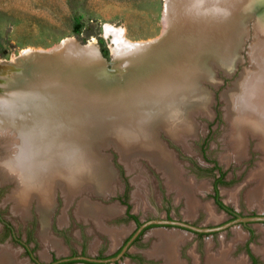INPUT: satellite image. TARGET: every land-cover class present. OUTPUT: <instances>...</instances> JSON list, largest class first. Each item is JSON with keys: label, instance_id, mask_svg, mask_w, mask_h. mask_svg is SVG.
Returning a JSON list of instances; mask_svg holds the SVG:
<instances>
[{"label": "rangeland", "instance_id": "obj_1", "mask_svg": "<svg viewBox=\"0 0 264 264\" xmlns=\"http://www.w3.org/2000/svg\"><path fill=\"white\" fill-rule=\"evenodd\" d=\"M195 1L197 2L0 0V57L5 59H10L13 54L20 55L24 49L47 48L63 38L72 37L83 43L95 40L99 49L103 41L109 50V56L102 57L109 61L113 55L108 38L104 36V25L107 22L125 27L129 38L133 40H149L162 34L167 35L165 33L167 28L176 31L174 39H177L178 45L175 51L179 50L178 53H182L193 48V53H196L193 56L200 60V74L206 75L205 69L208 67L213 73V80L205 76L200 78L209 91V109L204 110V113L197 110L190 115L194 130L185 145L163 129L158 128L157 133L160 141L166 144L165 148L171 155L170 158L177 161L186 178L195 182V196L203 203H213L219 214L218 218L209 220L207 212L200 207L192 215L186 216V199L177 198L176 192L167 188L166 178L152 163L151 156L140 154L138 150L133 155L130 152L126 160L122 156L121 147L111 142L110 138L107 145L98 147L111 170L110 184L104 189L96 188L93 184L81 188L74 193L71 201H66V195L61 189L55 190L52 210L46 222L43 221L39 210L38 199L34 196L27 199L26 205L16 202L14 196L16 182L8 178L10 175L14 178L19 177L18 172L7 169V166L0 168V247L10 245L17 250L19 258L26 260L28 264H52L64 258L77 256L110 259L122 251L138 232L141 224L150 220H177L199 227H217L235 220L237 218L235 212L244 217L264 215V196L260 203H250L247 198L249 188L254 185L248 180L264 158L261 140L248 135L240 154H237V143H233L236 134L230 127L229 100L226 97H229V92L242 89L241 82L247 80V77L261 71V64L254 61V53L260 56L261 50L264 49V45L262 46L264 32L260 31V28L264 30V0H248L249 2L235 13V19L242 17L243 29L235 46L234 66L231 70L219 62L212 53L202 54L204 53L202 49L194 51L195 46L197 48L201 45L198 43L206 41L203 38L205 35L202 36L201 33L216 31L208 26L212 23L206 25L208 23L206 17L215 18L211 16L214 7L215 9L223 7L224 12L230 0ZM167 5L169 8H166ZM202 10L203 12H200ZM242 10L246 11L244 15ZM202 17L206 19L203 20ZM201 18L204 23L199 24ZM169 38L170 36L167 39ZM33 56L27 54L25 58L31 60ZM107 61L106 72L112 74L114 63L112 62L111 66ZM83 76L86 75H78L70 81L71 91L82 89L83 83L79 78ZM125 83L126 81H122L118 85L125 87ZM225 92H228V95L225 96ZM9 105L3 106L6 111L1 109V112L8 116L13 115ZM1 122L0 119V124ZM7 140V137H0V158L10 152ZM23 178L20 175L18 181L21 183ZM197 184L203 187L202 191H198L200 187L197 188ZM138 191L145 198L147 208H144V203L136 202L135 194ZM227 192L238 195L236 202L227 200ZM216 196L225 207L217 203ZM81 202L103 207L116 204L119 210L105 218V224L98 227L92 218H87L79 211ZM15 205L21 210L25 208L26 212L18 211ZM123 226L126 227L123 231L125 233L117 243H113L108 231L117 232V229H122ZM259 228H264V221L234 223L214 232H195L179 226L150 224L137 233L124 254L115 261L102 263L72 259L58 264H164L163 259L150 253L157 239L153 233L175 229L189 233V238L179 247L180 256L186 264H194L195 257L200 263L205 264L207 256L211 252H220L223 244L230 248L233 239L241 231L242 239L230 248L232 257L238 259L237 261L242 259V264H264V260L256 251L262 244V233ZM51 239L62 244L60 251L51 246Z\"/></svg>", "mask_w": 264, "mask_h": 264}, {"label": "bare ground", "instance_id": "obj_2", "mask_svg": "<svg viewBox=\"0 0 264 264\" xmlns=\"http://www.w3.org/2000/svg\"><path fill=\"white\" fill-rule=\"evenodd\" d=\"M247 2L230 0L224 12L223 7H214L211 16L215 18L206 17V25L212 23L208 26L216 31L201 33L206 41L198 43L201 45L195 46L194 51L202 49V54L212 53L231 70L235 46L243 29L242 17L235 19V13ZM245 12L242 10L243 15ZM202 18L199 24L204 23ZM165 33L167 35L154 39L133 40L125 27L107 22L104 36L108 38L114 58L112 74L106 72L107 60L102 57L95 40L83 43L66 37L47 48L24 49L20 55L13 54L10 59L0 57V137H7L10 149L5 158H0V168L7 166V169L17 171V176L24 177L22 186L19 177L10 175L8 178L16 182V202L26 205L27 199L34 196L46 222L52 210L55 190L61 189L66 201H71L74 193L88 185L104 189L112 181V175L95 144L97 141L104 142L110 136L121 147L126 160L130 152L133 155L139 150L138 153L151 156L152 163L160 172L165 169L167 188L176 192L177 198L184 197L187 201L186 216L201 207L207 212L209 220L218 218L213 203H203L195 196L194 181L186 178L180 166L174 164L166 144L160 141L157 133L158 128L163 129L185 145L194 130L190 115L197 110L204 113L209 109V91L200 78H214L209 67L205 69L206 75L200 74V60L193 56L196 54L193 48L182 53L175 51L178 45L177 39H174L176 31L167 28ZM27 54L34 56L29 60L25 58ZM254 58L261 64V71L242 81V89L229 92V97L225 92L229 100L230 127L236 134L235 139L234 135L232 138L233 143H237V154H240L248 135L260 139L264 150V49L260 56L254 53ZM78 75H86L79 78L83 83L82 89L71 91L70 81ZM122 81H126L125 87L118 85ZM6 105H9L13 115L1 112L6 111L3 107ZM175 170L181 174L173 175ZM248 181L254 183L247 192L248 201L260 203L264 196V158ZM197 188L199 191L203 187L197 184ZM142 189L141 186V193ZM141 193L138 191L135 194V200L144 203V208H147ZM226 194L228 201L236 202L238 195L234 192ZM91 205L81 202L79 211L92 218L98 227L105 224L107 215L119 210L116 205ZM21 211L24 213L26 209ZM125 229L123 226L117 232L108 231L113 243L121 239ZM259 230L262 244L256 251L264 260V228ZM242 234V231L237 233L231 243L232 248L242 239ZM153 235L157 238L150 252L153 256L163 259L164 264H186L180 256L179 247L189 238V233L175 229L160 230ZM50 243L59 251L63 247L55 239H51ZM230 248L223 244L220 252H211L207 256L205 264H242V259L237 261L232 257ZM0 264L28 263L19 258L17 250L6 244L0 247ZM194 264L203 263L195 257Z\"/></svg>", "mask_w": 264, "mask_h": 264}, {"label": "water", "instance_id": "obj_3", "mask_svg": "<svg viewBox=\"0 0 264 264\" xmlns=\"http://www.w3.org/2000/svg\"><path fill=\"white\" fill-rule=\"evenodd\" d=\"M113 59L114 58H111L109 61H107L109 63L108 65L112 66V60ZM110 138L112 139V137H110V136L106 137L105 141L104 142L101 141L100 143L97 141V143L95 144V147L98 149V147H100V146L107 145ZM111 142L116 144V142L113 139ZM235 214L237 215V218L235 220H232L229 223H226V224H223V225L217 226V227H199V226L192 225L190 223H186L184 221H177V220H150V221L145 222L144 224H141L140 228L138 229V232L150 224L173 225L175 227L179 226V227H183V228L195 231V232H214V231L222 230V229L226 228L227 226H230L234 223L242 222V223L246 224L248 222H263L264 221V215H255V216L244 217V216H241L240 214H238L236 212H235ZM137 233L130 239V241L127 243V245L122 249V251L117 256L112 257L110 259H99V258H91V257H86V256H77V257H73V258H64V259H61L59 261H55L52 264L64 263V262H68L72 259L73 260H84V261H88V262H102V263H105L107 261H115V260L119 259V257L124 254V252L127 249V246L132 242V240L135 238Z\"/></svg>", "mask_w": 264, "mask_h": 264}, {"label": "trees", "instance_id": "obj_4", "mask_svg": "<svg viewBox=\"0 0 264 264\" xmlns=\"http://www.w3.org/2000/svg\"><path fill=\"white\" fill-rule=\"evenodd\" d=\"M101 52L103 53V55L105 56V57H108L109 56V50H108V48L106 47V45L104 44V42L102 41L101 42ZM109 59V58H108ZM216 201H217V203L221 206V207H225L224 206V204L221 202V200L218 198V196H216ZM133 218H135L136 219V217L135 216H132ZM137 220V219H136Z\"/></svg>", "mask_w": 264, "mask_h": 264}, {"label": "flooded vegetation", "instance_id": "obj_5", "mask_svg": "<svg viewBox=\"0 0 264 264\" xmlns=\"http://www.w3.org/2000/svg\"><path fill=\"white\" fill-rule=\"evenodd\" d=\"M171 160L174 162V164L175 165H177V167H178V163H177V161L175 160V159H173V158H171ZM164 168V167H163ZM166 168V167H165ZM162 173V175H163V177H165L164 175H166V173H165V169L163 170V172H161ZM181 173H180V171H177V170H175V173L173 174V175H180ZM195 183V182H194ZM167 186V185H166ZM187 187H189V188H191V186H187ZM200 200V199H199ZM113 205H116V204H113ZM110 206H112V205H110ZM108 207V206H107ZM228 211H230L229 209H228ZM113 214H111V215H108L107 216V218L109 217V216H112ZM95 220H97V219H95ZM134 224V223H133ZM118 230V229H117ZM109 231H111V230H109ZM112 231H115V230H112ZM109 233V232H108Z\"/></svg>", "mask_w": 264, "mask_h": 264}]
</instances>
